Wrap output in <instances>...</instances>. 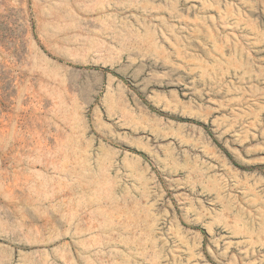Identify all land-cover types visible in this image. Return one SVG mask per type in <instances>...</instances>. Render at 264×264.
<instances>
[{"label":"rangeland","instance_id":"374dc122","mask_svg":"<svg viewBox=\"0 0 264 264\" xmlns=\"http://www.w3.org/2000/svg\"><path fill=\"white\" fill-rule=\"evenodd\" d=\"M0 264H264V0H0Z\"/></svg>","mask_w":264,"mask_h":264}]
</instances>
